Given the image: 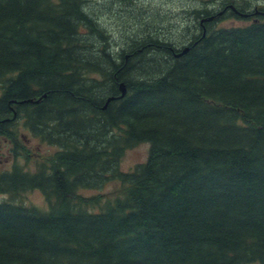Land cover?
Wrapping results in <instances>:
<instances>
[{"label":"trees","instance_id":"obj_1","mask_svg":"<svg viewBox=\"0 0 264 264\" xmlns=\"http://www.w3.org/2000/svg\"><path fill=\"white\" fill-rule=\"evenodd\" d=\"M144 1H115L139 27L118 47L87 0H0V128L57 147L0 173V264H264L259 0H184L169 33Z\"/></svg>","mask_w":264,"mask_h":264},{"label":"rangeland","instance_id":"obj_2","mask_svg":"<svg viewBox=\"0 0 264 264\" xmlns=\"http://www.w3.org/2000/svg\"><path fill=\"white\" fill-rule=\"evenodd\" d=\"M117 0H87L89 3V9L95 11L97 18L103 24L112 37V43L118 47H121L126 43V37L129 36L131 31L137 30L139 27L135 26L132 22L134 17L133 14H124L127 13L124 11V6L117 4ZM191 2L192 5L197 6H206L208 9H214L216 7V0L209 5H202L200 2ZM187 2V3H188ZM149 10L147 13H153L158 9H163L166 13H162L163 21L160 23L165 27V32L169 33L172 31V28L183 25L187 21L183 22V14H178L177 11H180V6L184 5V0L181 2H175L173 6L164 1H144ZM152 4V5H151ZM160 4V5H159ZM186 7V6H185ZM257 10L258 12H264V0L254 1L252 3V9ZM251 8L249 10H252ZM176 10V11H174ZM248 10V11H249ZM136 13H139L137 10ZM142 19V18H140ZM150 22H152L150 20ZM244 21L228 20L222 23V25H236L243 24ZM172 27V28H171ZM123 39H125L123 41ZM23 135L20 136L19 141L22 143L19 144L18 148L23 146L24 149L22 154L17 155L15 158V153H12L11 144L4 137H0V172L4 169H10L14 166L15 163H19L23 168H28L34 170L36 165L41 163L47 155L54 153L57 150L56 146L50 145L49 143L41 142L39 137L32 136L27 128H21ZM25 145V146H24ZM26 147V149H25ZM20 149V148H19ZM150 144L142 143L138 146L131 148L126 151L124 156L119 161V169L123 171L133 170L139 163L145 162L149 155ZM120 188V183L114 180L108 181L99 189H85L83 194L85 196H94L102 195L103 200L107 199L109 195H114L118 193ZM25 201L28 204L37 205L39 207H44L46 201L44 195L40 190H32L25 193ZM3 198V195H0V200Z\"/></svg>","mask_w":264,"mask_h":264},{"label":"flooded vegetation","instance_id":"obj_3","mask_svg":"<svg viewBox=\"0 0 264 264\" xmlns=\"http://www.w3.org/2000/svg\"><path fill=\"white\" fill-rule=\"evenodd\" d=\"M9 119H11L10 117H8V118H6V119H2V120H0L1 122H5V121H8ZM13 122V121H12ZM13 125H14V123H13ZM13 125L11 126V123L10 124H8V125H6V127L4 128V129H2L1 130V128H0V137L2 136V137H4V138H6V140H8V142L11 144V147H12V153H15V154H22L23 153V151H24V149H22L23 148V146L21 145V147H17V146H14L13 145V143H12V138H10L9 137V134H10V132H11V129H12V127H13ZM2 131H3V133H2ZM4 133H6V134H4ZM8 135V136H7ZM25 146V145H24ZM25 149H26V147H25ZM12 169H13V167L12 168H10V169H7V170H10V171H12ZM6 169H4V170H2V171H7ZM1 171V172H2ZM0 172V173H1Z\"/></svg>","mask_w":264,"mask_h":264},{"label":"water","instance_id":"obj_4","mask_svg":"<svg viewBox=\"0 0 264 264\" xmlns=\"http://www.w3.org/2000/svg\"><path fill=\"white\" fill-rule=\"evenodd\" d=\"M234 8V7H233ZM235 9V8H234ZM238 13H241V12H238ZM188 52V48L184 49L182 52H180L178 55H182V54H185ZM120 89L122 91V94L120 96H117V97H110L108 98V102L111 101V100H114V99H118V98H121L123 97L125 94H126V86L125 84L122 82L120 83ZM107 102V103H108Z\"/></svg>","mask_w":264,"mask_h":264}]
</instances>
